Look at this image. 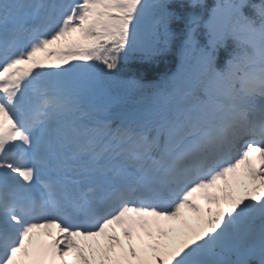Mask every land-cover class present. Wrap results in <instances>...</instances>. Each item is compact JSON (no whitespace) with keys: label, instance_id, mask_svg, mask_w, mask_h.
<instances>
[{"label":"snow or ice","instance_id":"obj_1","mask_svg":"<svg viewBox=\"0 0 264 264\" xmlns=\"http://www.w3.org/2000/svg\"><path fill=\"white\" fill-rule=\"evenodd\" d=\"M248 6L231 4L222 32L215 14H189L183 45L202 61L191 84L195 105L135 116L70 104L53 78L116 69L134 45L144 0H0V264H70V255L80 264H264V0L251 15ZM155 7L153 40L167 47L180 17L164 0ZM201 25L207 49L199 47ZM229 38L234 48L217 70L215 53ZM53 56L95 64L45 63ZM110 153L121 160L112 176L138 171L131 186L96 168ZM69 163L78 169L70 179ZM241 180L253 183L223 205L203 197L216 208L194 227L163 223L182 209L201 213L194 193ZM49 228L57 238H34Z\"/></svg>","mask_w":264,"mask_h":264},{"label":"trees","instance_id":"obj_2","mask_svg":"<svg viewBox=\"0 0 264 264\" xmlns=\"http://www.w3.org/2000/svg\"><path fill=\"white\" fill-rule=\"evenodd\" d=\"M233 1L199 0L201 6L193 8L190 6L191 0H164L168 5V10L176 13L180 17L179 21H175L172 24V28L177 33V37L167 47L160 45L161 51H158L157 55H152L156 50L152 46L151 38L145 35L144 28L150 22H154L159 9L155 7L158 0H147V7L141 14L137 25V35L134 45L129 50L128 55L119 62L129 79L128 95L130 98L125 102L123 108L136 109L138 106L151 103L160 94L164 93L165 89L172 88L178 76L187 70L192 63L202 64L199 52H194L191 48L188 55L184 57L180 56V49L184 40V20L189 14L195 13L206 21V18L210 14L213 15L216 13L217 17L222 16V11L226 8H229L230 13L227 14V19H229L231 16L229 6L233 4ZM247 3L251 5L259 4L261 0H247ZM251 5L243 10L246 15L252 14ZM226 28L227 26H224L220 32ZM197 39L199 41V47H205L207 49L209 37L203 25L197 31ZM203 40L206 41L203 42ZM233 48L234 42L229 38L225 42V45L218 49L215 53V66L217 69L225 66Z\"/></svg>","mask_w":264,"mask_h":264},{"label":"rangeland","instance_id":"obj_3","mask_svg":"<svg viewBox=\"0 0 264 264\" xmlns=\"http://www.w3.org/2000/svg\"><path fill=\"white\" fill-rule=\"evenodd\" d=\"M116 160H118V159H115L114 156H109V157L107 156L105 158V160L102 163H100L101 171L107 170V169L113 167L114 165L116 166L118 164V162H116ZM252 183H253V181H251V180H241V185L240 186H243L244 184L251 185ZM257 183H258V181H257ZM222 185H223V182H217V186H215L213 194H212V196H215L218 201H221L222 197L230 196L229 191H218L217 190V189L221 188ZM191 199H192V202H194V203H196V204H198L200 206L201 213H193V212L189 211L188 209H182L178 218L166 221L167 225L176 226L178 221L185 215L197 214L198 217H200V215L203 214V210L205 208H212L213 210H215V208H216V204L215 203H211L210 204L208 202H202L200 197L195 195V194L193 195V197ZM38 232H40V233H52L53 235H56V230H54V229H39ZM167 238L168 237H165L164 239H167ZM73 239L79 241L80 238H73ZM121 242L125 243V244L127 243L124 240L122 235H121ZM146 255H147V257L150 258L153 254L151 252H148V253H146ZM68 259L70 260V264H80L79 260L76 259L72 255H70L68 257Z\"/></svg>","mask_w":264,"mask_h":264},{"label":"bare ground","instance_id":"obj_4","mask_svg":"<svg viewBox=\"0 0 264 264\" xmlns=\"http://www.w3.org/2000/svg\"><path fill=\"white\" fill-rule=\"evenodd\" d=\"M229 194L230 196H240L244 194V188L243 186H238V187H233L230 188L229 190ZM225 197H222V200L219 201V203L221 205H223L225 203ZM198 215L197 214H188L183 216L177 223L176 227L179 230L180 228H184L187 229L189 227H194L195 226V222L198 220ZM134 243H136V241H133Z\"/></svg>","mask_w":264,"mask_h":264}]
</instances>
